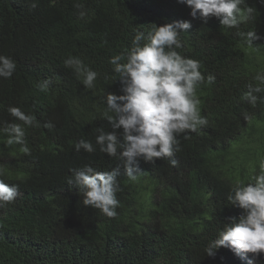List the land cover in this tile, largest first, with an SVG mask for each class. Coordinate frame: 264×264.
Listing matches in <instances>:
<instances>
[{
    "label": "trees",
    "instance_id": "1",
    "mask_svg": "<svg viewBox=\"0 0 264 264\" xmlns=\"http://www.w3.org/2000/svg\"><path fill=\"white\" fill-rule=\"evenodd\" d=\"M245 5L255 12L238 30L261 37L255 48L215 17L192 18L177 0H0V55L17 65L11 78H0V127L22 123L9 107L37 122L25 127L30 155L0 135V180L18 186L14 202L0 208V264H264V254L237 256L225 247L213 257L205 252L228 218L238 221L242 214L228 194L251 182L264 159V91L255 105L242 99L264 73V2ZM186 19L193 24L176 51L200 61L205 78L215 77L197 91L208 123L187 139L181 134L173 157L154 163L138 158L143 174L130 181L121 162L96 145L98 128L111 131L102 111L105 93L123 94L110 58L130 49L137 31ZM69 56L97 73L93 88L65 67ZM46 79L49 89L38 90ZM48 122L53 129L43 127ZM80 139L96 151L77 152ZM85 165L119 168L115 218L82 205L77 187L67 184L70 169Z\"/></svg>",
    "mask_w": 264,
    "mask_h": 264
},
{
    "label": "clouds",
    "instance_id": "2",
    "mask_svg": "<svg viewBox=\"0 0 264 264\" xmlns=\"http://www.w3.org/2000/svg\"><path fill=\"white\" fill-rule=\"evenodd\" d=\"M177 3L188 6L192 18L199 16L207 22L208 18L215 17L225 29H237L235 35L249 48H255L253 42L261 39L255 31L238 30L255 12L254 8L245 5V0H177ZM31 7L35 8L36 4ZM75 7L80 9L79 18H83L86 14L83 5ZM191 21H174L162 26L153 23L147 32L135 33L130 49L110 58L109 63L114 66L115 79H119L123 94L105 93L102 111L108 122L106 129L111 131L98 128L96 145L101 153L121 162L127 176L125 179L130 181H136L143 174L137 164L138 158L153 163L156 159L171 158L180 150L178 137L181 134L187 139V133L196 132L208 123L200 113L197 91L201 84L215 83V77L209 75L205 78L200 71V61L176 51L183 46L180 35L191 28ZM64 65L82 78L85 88L94 87L97 73L84 65L81 59L69 56ZM16 67L11 57L0 55V78H11ZM254 79L258 83L255 86L249 84L242 97L251 105L258 100L256 94L264 91L261 87L264 85V73H257ZM50 84V80H42L37 83V88L47 91ZM7 111L22 123H6L0 127V135L6 136L8 146L20 145V151L30 155L25 127L36 125L35 116L18 107H9ZM249 118L246 114L245 119ZM43 127L51 130L54 125L48 122ZM74 147L77 152L96 151L93 144L85 139H80ZM169 163L172 167L177 165L175 159H170ZM70 172L66 182L77 187L82 205L99 210L108 218L117 216L119 168L101 171L85 165L70 169ZM17 193L18 186L0 180V208L14 202ZM227 201L241 209L242 214L238 221L228 218L229 223L207 245L206 255L213 257L221 247L230 249L237 256L241 253L264 254V159L259 161L258 171L251 177V182L235 185Z\"/></svg>",
    "mask_w": 264,
    "mask_h": 264
},
{
    "label": "bare ground",
    "instance_id": "3",
    "mask_svg": "<svg viewBox=\"0 0 264 264\" xmlns=\"http://www.w3.org/2000/svg\"><path fill=\"white\" fill-rule=\"evenodd\" d=\"M166 248V247H165ZM175 259V258H174Z\"/></svg>",
    "mask_w": 264,
    "mask_h": 264
}]
</instances>
